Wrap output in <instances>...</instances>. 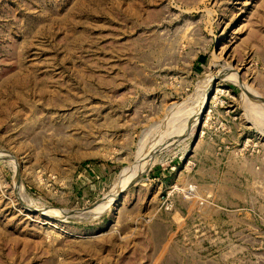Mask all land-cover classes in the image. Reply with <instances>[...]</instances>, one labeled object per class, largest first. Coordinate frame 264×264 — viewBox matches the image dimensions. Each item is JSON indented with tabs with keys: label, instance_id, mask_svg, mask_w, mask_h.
<instances>
[{
	"label": "rangeland",
	"instance_id": "obj_1",
	"mask_svg": "<svg viewBox=\"0 0 264 264\" xmlns=\"http://www.w3.org/2000/svg\"><path fill=\"white\" fill-rule=\"evenodd\" d=\"M0 264H264V0H0Z\"/></svg>",
	"mask_w": 264,
	"mask_h": 264
},
{
	"label": "bare ground",
	"instance_id": "obj_2",
	"mask_svg": "<svg viewBox=\"0 0 264 264\" xmlns=\"http://www.w3.org/2000/svg\"><path fill=\"white\" fill-rule=\"evenodd\" d=\"M234 79H236L235 77H234ZM211 80H212V78H211ZM211 80H210V82H211ZM209 82V85H211V83ZM209 87V86H208ZM217 91V90H216ZM204 100H205V98H204ZM198 104V103H197ZM202 105V104H201ZM196 110H198V109H196ZM200 111H201V109L199 110V111H197V113H196V118H198V115H200ZM192 112V111H191ZM196 118H195V120H196ZM197 121V120H196ZM165 125V124H164ZM165 132V131H164ZM151 143V142H150ZM155 144H156V142H155ZM153 146H154V144H153ZM153 146L151 145V146H149L148 148H146L144 151L142 150V148L140 149V150H142L143 152H141L139 155H138V157L136 158V160L130 165V167H128V170L126 171V172H124L123 174H122V176L120 177V179H119V182H118V184L116 185V187H113L114 189L112 190V195H111V197L112 198H110L109 199V201H107V202H110L111 201V199L112 200H115L116 198H117V196L119 195V193L121 192V191H123L125 188H126V186L129 184V183H131V182H133L135 179H137L139 176H140V174H141V172H143L142 171V167H143V164L145 163V161L147 160V156H148V153H151L150 151H152V149L151 148H153ZM150 155V154H149ZM147 162H148V160H147ZM146 162V163H147ZM145 163V164H146ZM144 170V169H143ZM140 178V177H139ZM107 205H105V204H101V205H98V206H100V207H98V208H106V207H108L109 205H108V203H106ZM41 211H44V209L42 210V209H40ZM60 210H62V211H64L65 213H67V214H70V215H66V216H71V215H73L75 212V210L74 211H71V210H64V209H60ZM97 210V209H96ZM94 211V210H93ZM99 211H101V210H99ZM95 212H98V211H95ZM94 212V213H95ZM44 213L45 214H47V216L48 217H54L53 216V214H52V212L51 211H49V210H46V211H44ZM52 225H55V223L54 224H52Z\"/></svg>",
	"mask_w": 264,
	"mask_h": 264
},
{
	"label": "water",
	"instance_id": "obj_3",
	"mask_svg": "<svg viewBox=\"0 0 264 264\" xmlns=\"http://www.w3.org/2000/svg\"><path fill=\"white\" fill-rule=\"evenodd\" d=\"M217 81H218V78H216V79L213 81V83H212V88H211V90H210V92H209V94H208V96H207L206 104H207L208 101H209V98H210V96H211V93H212V91H213V89H214V87H215ZM205 106H206V105H205ZM204 110H205V107H204L203 111H204ZM15 176H16L17 181H18V182H17L18 186L23 190V188H22V183H21V180H20L19 175H18V171L15 173ZM71 211H74V210H71ZM77 211H82V212H84L85 210L83 209V210H77Z\"/></svg>",
	"mask_w": 264,
	"mask_h": 264
},
{
	"label": "crops",
	"instance_id": "obj_4",
	"mask_svg": "<svg viewBox=\"0 0 264 264\" xmlns=\"http://www.w3.org/2000/svg\"><path fill=\"white\" fill-rule=\"evenodd\" d=\"M192 175L194 177L193 178L194 179V184L198 185V183H196L198 181V166L195 167V169L193 170ZM180 212H181V210H179V211L176 210L175 211V213L178 214V215H180Z\"/></svg>",
	"mask_w": 264,
	"mask_h": 264
}]
</instances>
